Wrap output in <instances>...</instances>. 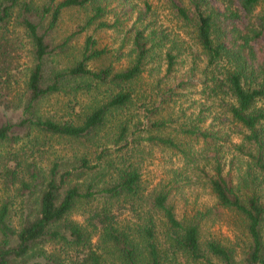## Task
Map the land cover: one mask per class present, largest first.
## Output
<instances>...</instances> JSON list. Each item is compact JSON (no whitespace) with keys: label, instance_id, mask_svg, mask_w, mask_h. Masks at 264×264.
I'll use <instances>...</instances> for the list:
<instances>
[{"label":"trees","instance_id":"1","mask_svg":"<svg viewBox=\"0 0 264 264\" xmlns=\"http://www.w3.org/2000/svg\"><path fill=\"white\" fill-rule=\"evenodd\" d=\"M170 1L176 18L195 29L206 59L198 82L203 99L216 104L238 130L228 165L243 164L239 181L224 171L223 132L212 124L202 128L206 118L200 116L175 135L166 121L149 122L158 134L132 145L127 127L121 126L113 143L121 145L124 160L108 181L101 180L98 164H89L86 155L66 156L57 146L98 135L113 113L132 103L133 84L155 48L154 32L128 30L133 59L127 68H93L91 63L107 51L87 36L76 53L75 41L91 28H119L117 19L106 22L110 11L103 0H0V264H264V195L256 182L264 186V79L256 74L253 47L264 40V7L257 9L264 0H216L221 11L207 0H187V6ZM84 7H91L84 22L56 42L62 14ZM24 40L28 65L22 81L12 82L15 53ZM175 58L165 53L166 75ZM103 87L108 97L84 114L61 120L39 113L45 98L91 94ZM77 105L75 98L66 108ZM18 110L20 117L13 121L8 113ZM145 147L179 154L188 166L205 164L208 170L201 172L217 208L233 212L242 223L239 243H202L201 222L211 210L180 219L172 188L145 193L137 163L131 161ZM105 156L106 148L96 160ZM90 175L95 181L84 180ZM76 212L83 215L82 223L72 219Z\"/></svg>","mask_w":264,"mask_h":264},{"label":"rangeland","instance_id":"2","mask_svg":"<svg viewBox=\"0 0 264 264\" xmlns=\"http://www.w3.org/2000/svg\"><path fill=\"white\" fill-rule=\"evenodd\" d=\"M207 2L214 8L222 10L216 0H207ZM181 3L187 6V0H181ZM103 4L106 10L110 11L106 16V22L111 25L117 19L120 26L114 31L91 28L77 38L76 53L82 48L87 36H92L96 40L98 49L107 51L106 55L91 63V67L111 66L114 70L127 68L133 59L131 33L128 32L131 27L145 28L146 34L154 32L152 44L155 48L151 51L150 63L133 84L132 103L127 108L113 113L108 118L107 126L100 130L98 135L79 143H64L57 148L62 149L66 156L86 155L89 164H98L96 172L99 176H103L101 180L108 181L119 162L124 160L118 152L121 145L116 146L113 143V137L117 136L121 126L127 127L128 143L132 145L133 141H142L149 134H158L150 130L149 122L164 120L168 131L175 135L181 128L186 130L195 125L196 118L200 116V118H206L202 128L212 124L223 132L224 136L219 142L224 146V171L229 169L230 177L237 184L239 181L237 171H242L243 164L234 163L229 166L228 162L233 152L230 150L231 146L239 142L238 130L234 124L224 118L216 104L213 105L210 101L204 100L205 96L200 93L201 87L198 82H200L206 59L196 43L195 29L176 18V12L170 0H103ZM262 7L264 3L257 9ZM90 12L91 7L65 11L55 34L56 42L81 25ZM25 44L24 40L23 49L20 46L15 53L18 69L12 72V82H20L24 78H22L23 69L28 65ZM253 47L256 51L254 61L256 74H263L264 79V40L258 44L254 43ZM167 51L176 58L172 72L166 75L165 53ZM185 83H189V86L185 87ZM168 88H172L170 93H167ZM109 93L103 87L91 94L54 95L39 103V113L44 117L68 120L72 116L69 114L86 113L89 107L105 100ZM75 98L79 105L74 110L70 108L71 106L66 108L67 101L70 100L71 104ZM8 114L13 121H16L20 117V110ZM210 130H214L213 127ZM105 148L108 156L101 158L100 161L96 160ZM195 148L200 149L198 146ZM131 159L132 162L137 163L141 186L145 193L172 188L171 201L180 219L191 218L197 212L211 210L209 216L201 222L200 241L202 243L208 239H215L222 244L239 243L238 238L241 237L243 230L242 223L233 212L217 208L201 172L202 169L208 170L204 163L196 161L188 166L181 155L157 147H145L144 150L131 155ZM95 179L94 175L84 178L87 182L95 181ZM256 182L259 187L261 186L260 189L264 195V186L259 180ZM1 197L0 191V201ZM72 219L80 223L84 221L83 215L77 212L72 215Z\"/></svg>","mask_w":264,"mask_h":264}]
</instances>
